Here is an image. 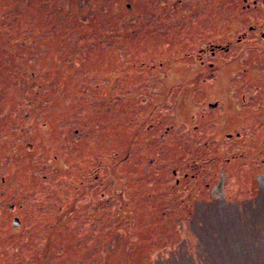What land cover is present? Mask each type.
I'll return each instance as SVG.
<instances>
[{
    "label": "rangeland",
    "instance_id": "1",
    "mask_svg": "<svg viewBox=\"0 0 264 264\" xmlns=\"http://www.w3.org/2000/svg\"><path fill=\"white\" fill-rule=\"evenodd\" d=\"M213 1L0 0V264H264V12Z\"/></svg>",
    "mask_w": 264,
    "mask_h": 264
},
{
    "label": "flooded vegetation",
    "instance_id": "2",
    "mask_svg": "<svg viewBox=\"0 0 264 264\" xmlns=\"http://www.w3.org/2000/svg\"><path fill=\"white\" fill-rule=\"evenodd\" d=\"M221 2L222 0H214L213 4L211 5V12H219L220 10H221L220 12H231V14H233V12H238L239 15L237 16L236 20L240 21L242 26H248L249 25L247 24L248 21L253 20V19L257 20V15L260 14L259 12H264V0H224V7L222 9L220 8ZM127 7H129V5ZM217 7L219 8V10L217 9ZM232 20H235V19L230 18V21ZM254 23H255V26L253 25L248 26V29L250 32L254 30L257 31L259 27V25H257V21H254ZM256 34H253V35L257 36ZM260 38L264 39L263 32L260 33ZM236 41L239 42L240 38L236 39ZM212 65L213 64H211V68H212ZM237 134L238 133H236V135ZM230 135L231 134H228L226 138L231 137Z\"/></svg>",
    "mask_w": 264,
    "mask_h": 264
},
{
    "label": "water",
    "instance_id": "3",
    "mask_svg": "<svg viewBox=\"0 0 264 264\" xmlns=\"http://www.w3.org/2000/svg\"><path fill=\"white\" fill-rule=\"evenodd\" d=\"M216 107V104H210L209 105V108H211V109H213V108H215ZM13 225L14 226H19V220L17 219V218H15L14 220H13Z\"/></svg>",
    "mask_w": 264,
    "mask_h": 264
}]
</instances>
